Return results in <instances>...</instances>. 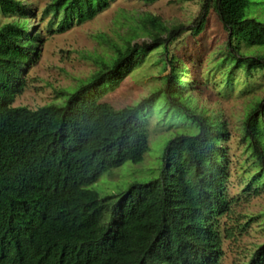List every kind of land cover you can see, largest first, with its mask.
Returning <instances> with one entry per match:
<instances>
[{"label":"trees","instance_id":"trees-1","mask_svg":"<svg viewBox=\"0 0 264 264\" xmlns=\"http://www.w3.org/2000/svg\"><path fill=\"white\" fill-rule=\"evenodd\" d=\"M109 1L53 0L44 13L66 29L73 19L93 18ZM211 4L228 35L215 61L228 68L227 86L238 71L252 80L264 71V54L248 55L240 46L263 49L264 23L243 16L247 0H206L194 34ZM0 13L18 19L0 25V264H220L221 221L231 212L223 145L229 131L225 121L188 105L184 89L190 85L177 75V58L166 53V42L182 26L168 29L147 15L141 23L149 42L116 48L84 84L64 92L62 104L32 110L13 104L41 41L28 23L33 11L21 0H0ZM158 49L170 70L163 89L122 109L102 101L103 83L113 89ZM156 101L164 118L187 122L191 132L167 143L159 178L100 198L89 187L104 172L140 163L148 152V115ZM243 130L259 166L250 189L264 179V100L248 112ZM246 264H264V242Z\"/></svg>","mask_w":264,"mask_h":264},{"label":"rangeland","instance_id":"rangeland-1","mask_svg":"<svg viewBox=\"0 0 264 264\" xmlns=\"http://www.w3.org/2000/svg\"><path fill=\"white\" fill-rule=\"evenodd\" d=\"M21 1L31 6L33 15L28 23L30 28H37L41 41L36 44L37 58L24 74L26 85L13 106L32 110L51 103L62 104L64 92L72 93L84 84L102 61L109 62L114 57L116 48L127 43L149 42L141 23L147 15L160 18L168 29L182 26L166 42V53L177 58L180 63L177 75L184 85H190L184 89L188 105L211 118L225 121L229 131V139L223 145L228 157L227 193L231 212L221 221L223 256L220 264H246L264 242V179L247 189L259 166L243 140L246 115L256 102L264 100V71L255 73L252 80L238 71L235 83L227 86L223 75L228 68L222 66L221 69L215 61L223 52L228 35L213 12L212 4L201 32L196 35L193 28L198 25L206 0L152 3L111 0L93 18L83 22L73 19L66 29H61L59 18L53 21L51 14L44 13L53 0ZM247 2L243 16L264 23V0ZM15 20L17 17H4L0 13V25ZM255 48L240 46L248 55L264 54V48ZM161 50L148 54L113 89L103 83L99 87V91H103L102 101L122 109L135 106L163 89L164 77L170 70L164 66L165 54ZM160 108L156 101L148 115L149 150L143 160L136 164L126 162L104 172L89 187L100 198L118 195L133 183L145 184L159 178L167 143L178 133L191 132L187 122L177 117L164 118ZM255 188L259 189L258 195L254 194Z\"/></svg>","mask_w":264,"mask_h":264}]
</instances>
